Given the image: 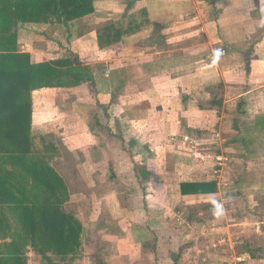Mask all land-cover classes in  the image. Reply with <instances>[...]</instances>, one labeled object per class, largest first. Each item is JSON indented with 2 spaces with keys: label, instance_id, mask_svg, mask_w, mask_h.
Here are the masks:
<instances>
[{
  "label": "crops",
  "instance_id": "obj_1",
  "mask_svg": "<svg viewBox=\"0 0 264 264\" xmlns=\"http://www.w3.org/2000/svg\"><path fill=\"white\" fill-rule=\"evenodd\" d=\"M93 9L17 28L32 63L70 52L93 81L31 94L32 154L62 180L64 212L82 226L78 258L60 264H264V0ZM105 26L123 34L100 49ZM212 181V196L180 194L181 183Z\"/></svg>",
  "mask_w": 264,
  "mask_h": 264
},
{
  "label": "trees",
  "instance_id": "obj_2",
  "mask_svg": "<svg viewBox=\"0 0 264 264\" xmlns=\"http://www.w3.org/2000/svg\"><path fill=\"white\" fill-rule=\"evenodd\" d=\"M93 10V0H0V264H28L30 250L39 264L79 256L82 226L64 212L68 192L43 158L32 154L31 94L93 81L70 52L57 61L32 63L27 53L18 52L17 28L21 23L67 25ZM122 34L105 26L97 32L99 48L116 43ZM217 191L213 181L180 184L182 197Z\"/></svg>",
  "mask_w": 264,
  "mask_h": 264
},
{
  "label": "rangeland",
  "instance_id": "obj_3",
  "mask_svg": "<svg viewBox=\"0 0 264 264\" xmlns=\"http://www.w3.org/2000/svg\"><path fill=\"white\" fill-rule=\"evenodd\" d=\"M198 158H200V157H198ZM201 159V158H200ZM205 159L207 160V161H210L211 162V164L213 165V167L215 168V167H220L219 165H218V161H216L215 160V158H214V155H211V154H209V156H206L205 157ZM231 191L230 190H228L227 192H225L224 193V195H226V197H230L229 196V193H230ZM225 197V196H224ZM225 197V207H224V209H225V211H226V219L228 220L229 218H231L233 221H236V214H237V209L236 208H234V205H233V200H231V198H226ZM183 208V207H182ZM182 208H180V209H182ZM186 211V210H185ZM186 214H187V212H185ZM185 213H184V215H185ZM184 215H183V217H184ZM211 217H213V214H211ZM185 224H186V222H183L182 223V225L183 226H185ZM232 242H236V243H238V240L237 241H234V240H232ZM232 260L233 259H231L230 260V263H232ZM30 264H38V260H36V259H34V258H30ZM229 264V263H228Z\"/></svg>",
  "mask_w": 264,
  "mask_h": 264
},
{
  "label": "built area",
  "instance_id": "obj_4",
  "mask_svg": "<svg viewBox=\"0 0 264 264\" xmlns=\"http://www.w3.org/2000/svg\"><path fill=\"white\" fill-rule=\"evenodd\" d=\"M226 54L225 49L219 47L214 51V56L216 57H224ZM242 259H236L234 262L230 264H244Z\"/></svg>",
  "mask_w": 264,
  "mask_h": 264
}]
</instances>
